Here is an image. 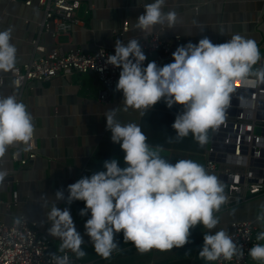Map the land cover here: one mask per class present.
<instances>
[{
    "label": "clouds",
    "instance_id": "obj_1",
    "mask_svg": "<svg viewBox=\"0 0 264 264\" xmlns=\"http://www.w3.org/2000/svg\"><path fill=\"white\" fill-rule=\"evenodd\" d=\"M166 0L145 2L144 12L137 16L138 28L155 25H176L177 13L164 10ZM172 62L163 66L149 61L140 41L133 37L125 44L115 42V53L107 55V64L121 68L116 90H122L123 101L137 109L153 107L162 99L168 107L182 105L171 127L178 138L191 133L201 145L208 139V130L219 126L232 100L234 85L249 77L264 84V65L254 67L261 59L257 41L249 36L232 33L230 39L213 43L204 36L197 43L191 41L176 47ZM17 48L12 42V29L0 30V71L13 68ZM115 108L105 112L106 128L111 140L124 151L126 166L116 158L104 160L103 170L83 175L67 185L68 195L57 190L55 200L46 213L48 233L59 237L61 250L68 248L83 257L84 236L75 228L67 207L57 201L83 200L82 216L85 233L95 251L109 257L119 246L114 235L123 232V239L132 241L145 252L152 248L169 250L189 243L190 229L202 224L215 228L219 218L214 211L225 202L224 187L219 178L191 159L175 163L162 156V146L151 147L147 136L136 123L121 124L114 118ZM34 134L31 113L14 95L0 96V157L8 146L30 141ZM8 170L0 167V183ZM256 219L264 225V204ZM264 241V230L257 234ZM199 256L207 261L223 257L231 260L241 249L225 228L203 235ZM249 255L264 264V243L249 248ZM58 264L66 258L56 257Z\"/></svg>",
    "mask_w": 264,
    "mask_h": 264
},
{
    "label": "crops",
    "instance_id": "obj_2",
    "mask_svg": "<svg viewBox=\"0 0 264 264\" xmlns=\"http://www.w3.org/2000/svg\"><path fill=\"white\" fill-rule=\"evenodd\" d=\"M79 1L82 22L74 25L69 34L54 37L47 31H40L45 16L36 0L31 6L25 3L26 0H0V30L12 29V42L17 48L14 66L45 55L35 50L32 40L36 38L47 51L61 45L66 50L81 48L88 52L100 46L112 48L119 40L126 44L133 37L139 39L141 30L137 26V16L144 12V3L150 0ZM164 10L177 13L175 27L155 25L151 28L156 31L163 29L162 35L166 38L179 35L180 45L189 41L197 43L204 36L213 43H221L230 39L232 33L239 32L254 38L261 54H264V0H166ZM126 20L131 24L130 30L123 35L115 33L114 30ZM0 78V96L19 95V101L31 113L38 145L37 157L17 170L11 160L12 153L19 150L26 154L27 144L10 145L0 157V167L8 170L4 182L0 183V215L8 222L20 216L38 222L39 229L52 240L48 256L61 251V239L47 231L51 222L46 216L57 190H63L67 197V185L83 175L103 170L106 159L116 158L120 166H126L124 151L119 143L111 140V132L106 128V111L115 108L114 118L121 124H138L148 138L146 142L153 148L162 146L160 154L170 162L191 159L205 165L209 140L201 145L191 133L178 138L171 127L177 113L182 110L178 103L168 107L162 99L153 107L137 109L124 103L122 90H116L115 86L110 99L102 102L99 99L101 84L92 73H74L49 82H34L26 89L15 86L11 69L0 71ZM88 167L91 172L86 171ZM14 190L19 192V203L7 210L5 203L12 201ZM262 204L264 195L229 208L221 205L213 213L219 218L215 228L209 230L198 224L190 229L189 243L169 250L154 247L141 252L135 245L122 246L121 231L114 235V239L119 241L118 248L104 258L89 253L96 251L84 229L90 212L84 216L80 214L85 202L74 200L69 204L66 200L57 201L62 210L65 207L69 209L76 230L84 236L81 248L87 252L79 258L87 264H213L198 254L204 233H215L219 228L229 232L233 221L255 219ZM249 264H261V261L251 258Z\"/></svg>",
    "mask_w": 264,
    "mask_h": 264
},
{
    "label": "built area",
    "instance_id": "obj_3",
    "mask_svg": "<svg viewBox=\"0 0 264 264\" xmlns=\"http://www.w3.org/2000/svg\"><path fill=\"white\" fill-rule=\"evenodd\" d=\"M37 6L44 10V21L40 31H47L54 37L69 34L74 25L82 22L79 16L81 2L79 0H36ZM27 5H33V0H26ZM128 20L115 29V33L124 34L129 31ZM141 30V29H140ZM162 30L151 27L141 30L139 41L147 59L156 61L163 66L172 62V52L181 44L179 35L166 38ZM32 44L37 52L45 55L32 57L28 62L13 66L11 75L15 86L19 89L31 87L34 82H49L61 76L77 74H94L101 89L99 99L107 102L116 85L121 68L107 64V55L115 53L112 48L98 47L95 51H83L81 48L64 49L55 45L47 51L36 38ZM264 65V54L254 67ZM2 79L0 78V84ZM232 100L225 112L224 121L215 128H210L208 140L210 145L206 151L205 169L217 174L224 187V207L247 202L264 195V84H258L249 77L234 85ZM19 100V95H14ZM38 155V145L35 133L27 142L26 154L15 150L11 160L15 169L29 164ZM86 171H92L86 168ZM12 201L6 202V209L11 210L19 203V192L13 191ZM264 230L255 217L252 220H236L231 223L229 234L241 249L240 255H234L231 260L223 257L213 264H249L251 256L249 248L261 243L257 234ZM51 238L43 233L38 222L20 216L13 221H6L0 215V264H58L56 257L66 258L67 264H87L75 252L65 248L52 256L46 254L51 247Z\"/></svg>",
    "mask_w": 264,
    "mask_h": 264
},
{
    "label": "trees",
    "instance_id": "obj_4",
    "mask_svg": "<svg viewBox=\"0 0 264 264\" xmlns=\"http://www.w3.org/2000/svg\"><path fill=\"white\" fill-rule=\"evenodd\" d=\"M129 244H131V245H135L132 241H130V240H128V241H126V240H124L123 239V234H122V236H121V245L122 246H124V245H129ZM134 247V246H133ZM84 251L85 252H87V250H85L84 249ZM89 253H91L92 255H99L97 252H89ZM83 261V260H82Z\"/></svg>",
    "mask_w": 264,
    "mask_h": 264
},
{
    "label": "water",
    "instance_id": "obj_5",
    "mask_svg": "<svg viewBox=\"0 0 264 264\" xmlns=\"http://www.w3.org/2000/svg\"><path fill=\"white\" fill-rule=\"evenodd\" d=\"M209 130H210V129H209ZM209 130H208V132H210ZM46 254H47V252H46ZM53 255H54V254H53ZM51 256H52V255H51Z\"/></svg>",
    "mask_w": 264,
    "mask_h": 264
}]
</instances>
